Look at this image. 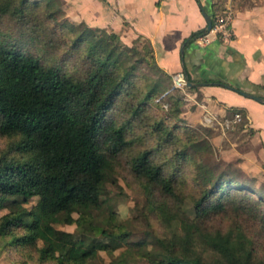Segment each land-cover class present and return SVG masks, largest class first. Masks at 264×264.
<instances>
[{
	"label": "trees",
	"instance_id": "1",
	"mask_svg": "<svg viewBox=\"0 0 264 264\" xmlns=\"http://www.w3.org/2000/svg\"><path fill=\"white\" fill-rule=\"evenodd\" d=\"M106 39L76 35L42 0H0V251L30 264H100L91 249L113 264H264V198L204 167L208 131L186 122L171 76L153 75L152 51ZM118 174L144 196L124 220ZM30 194L39 214L24 217ZM185 197L194 214L181 218ZM77 219L93 234L58 227ZM134 226L159 257L131 243L114 255Z\"/></svg>",
	"mask_w": 264,
	"mask_h": 264
},
{
	"label": "crops",
	"instance_id": "2",
	"mask_svg": "<svg viewBox=\"0 0 264 264\" xmlns=\"http://www.w3.org/2000/svg\"><path fill=\"white\" fill-rule=\"evenodd\" d=\"M42 1L57 16L62 10L74 25L59 19L76 35L107 45L106 36L114 34L116 40L134 50H151L159 76L166 73L172 78L176 72H186L193 83L181 88L186 122L210 132V143L216 146L226 143L231 150H249L244 152L246 156L257 150L261 159L258 175L264 181V101L239 92L264 100V0ZM203 11L212 23L218 15L229 12V34L205 44L189 39L196 30L206 29ZM80 24L84 32H78ZM138 43L143 44L141 49ZM235 112L241 119L232 122ZM224 120H230L228 126ZM253 175L241 180L251 189L256 180Z\"/></svg>",
	"mask_w": 264,
	"mask_h": 264
},
{
	"label": "rangeland",
	"instance_id": "3",
	"mask_svg": "<svg viewBox=\"0 0 264 264\" xmlns=\"http://www.w3.org/2000/svg\"><path fill=\"white\" fill-rule=\"evenodd\" d=\"M64 12L62 10L58 11V17H63L66 24L69 26L74 25L70 24V20L67 19V17H64ZM74 27V26H73ZM78 32H84L83 25L78 26ZM80 34V33H79ZM92 41H96L95 38H92ZM96 44L105 47V44H98L96 41ZM142 47V43H138V47ZM141 49V48H140ZM142 53H144V50H141ZM131 54V51L126 52L125 55L129 56ZM158 71L154 69L152 72L154 76L159 77ZM185 87V86H184ZM183 88V87H182ZM170 92L178 93L181 97L183 90L178 87H173V81L172 85L169 87ZM163 98L157 97L156 101L163 102ZM164 107H166V103H163ZM198 135V141L200 143L205 142L209 144L211 147L210 151H206L202 156V162L204 167L207 169H212L214 172V176H218L222 173L228 174L231 178H236L237 182L240 184H243L241 180H247L249 179L250 174H254L253 176L256 179L254 182H252V190L254 193H256L258 196L264 198V181L260 179L259 177V167L261 163V159L257 153V150H252L253 152H249V156H246L244 152H247L249 150H231L230 146L226 143L218 144L217 146L210 143L211 142V134L210 132L201 133L200 130H197ZM204 135L209 136V139L205 138ZM221 140V139H220ZM233 140V138H231ZM222 142L225 141V139L221 140ZM3 143L2 140H0V145ZM239 145V144H238ZM242 149H244L243 145H240ZM264 164L261 166L263 167ZM117 183L121 186V188H116L113 185H108L110 189V193L112 196H114V200H117V212L118 217L121 220H124L125 218L132 216L134 214V209L138 207H143L144 205V196L143 192L139 188H134L130 181L127 180L122 175H117ZM250 188V187H248ZM37 197L35 194H30L28 197L27 202L25 205L29 209L28 212L23 213L24 217L27 216H33L35 214H39V209L35 207ZM194 214V207L189 197H185L182 202V214L181 218L191 217ZM58 227L63 228L65 230L74 232V233H84V234H93L90 225L87 222H84L80 219L75 220L72 223H66V224H59ZM108 246H112L114 242V238L110 237L106 240ZM38 244L41 242L38 241ZM128 243H131V246H133V249L138 251L143 256H150V257H159L160 256V249L156 247L152 241L149 232L143 228L135 227L130 231L128 237L123 240L120 245L117 247H114L113 253L114 255L118 254L121 250L127 247ZM92 257L96 258V262L100 264H113L116 262V259L111 257L109 253L104 249H91L88 251ZM58 257L61 256H67V257H74L79 258L80 255L74 252H57L56 253ZM25 258L21 254L15 252L11 249H6L5 251H0V264H30V263H23L22 259ZM28 260V259H27Z\"/></svg>",
	"mask_w": 264,
	"mask_h": 264
},
{
	"label": "built area",
	"instance_id": "4",
	"mask_svg": "<svg viewBox=\"0 0 264 264\" xmlns=\"http://www.w3.org/2000/svg\"><path fill=\"white\" fill-rule=\"evenodd\" d=\"M230 14L225 12L223 14L215 17L214 22L211 24L210 29H207L205 33L198 35L195 40L200 44H205L209 42L212 38H217L219 36H227L229 34L230 28ZM173 87L182 88L186 86L185 72L179 71L173 74ZM241 119L240 113L235 112L232 118V122H237ZM230 120H224L223 124L225 126L229 125Z\"/></svg>",
	"mask_w": 264,
	"mask_h": 264
},
{
	"label": "water",
	"instance_id": "5",
	"mask_svg": "<svg viewBox=\"0 0 264 264\" xmlns=\"http://www.w3.org/2000/svg\"><path fill=\"white\" fill-rule=\"evenodd\" d=\"M203 14H204L205 19H206V22H207L205 28H206V29H210L211 24H212L211 17H210L208 14H206L204 11H203ZM185 78H186V84H187V85H192V84H193V83L188 79V76H187L186 72H185ZM239 92L242 93V94H244V95H246V96H249V97H251V98H254V99H256V100L264 101V100L262 99V97H260V96H258V95H255V94H252V93H249V92H245V91H242V90H239Z\"/></svg>",
	"mask_w": 264,
	"mask_h": 264
}]
</instances>
